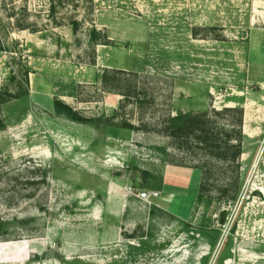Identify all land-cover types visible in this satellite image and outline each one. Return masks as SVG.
<instances>
[{
	"label": "rangeland",
	"instance_id": "374dc122",
	"mask_svg": "<svg viewBox=\"0 0 264 264\" xmlns=\"http://www.w3.org/2000/svg\"><path fill=\"white\" fill-rule=\"evenodd\" d=\"M225 106L235 163L162 130ZM0 115V264H264V0H0Z\"/></svg>",
	"mask_w": 264,
	"mask_h": 264
},
{
	"label": "trees",
	"instance_id": "16d2710c",
	"mask_svg": "<svg viewBox=\"0 0 264 264\" xmlns=\"http://www.w3.org/2000/svg\"><path fill=\"white\" fill-rule=\"evenodd\" d=\"M73 29H78V22H72ZM90 38L93 42L102 43L96 37V28H93ZM106 43V42H103ZM110 69H105L102 81L108 84ZM113 88V87H110ZM125 94V93H124ZM3 102V101H2ZM57 113L79 122H94L92 118L83 117L76 109L60 99L55 100ZM227 114L236 115L227 123H220L219 119ZM244 109L242 106H225L220 109L212 108L201 112H178L169 115L162 124V130L172 138V143L179 149L189 150L196 148L205 154L223 163H235L242 153ZM6 123L0 115V129H5ZM203 169V168H202ZM45 175L47 170L44 171ZM205 188L202 180L200 189ZM237 193L234 195V198ZM0 222V231L3 230ZM3 233V232H2ZM0 232V234H2Z\"/></svg>",
	"mask_w": 264,
	"mask_h": 264
},
{
	"label": "built area",
	"instance_id": "2783aa9c",
	"mask_svg": "<svg viewBox=\"0 0 264 264\" xmlns=\"http://www.w3.org/2000/svg\"><path fill=\"white\" fill-rule=\"evenodd\" d=\"M159 191H142L139 193V198L141 200H150L152 197H157L159 195Z\"/></svg>",
	"mask_w": 264,
	"mask_h": 264
},
{
	"label": "crops",
	"instance_id": "0c3cea01",
	"mask_svg": "<svg viewBox=\"0 0 264 264\" xmlns=\"http://www.w3.org/2000/svg\"><path fill=\"white\" fill-rule=\"evenodd\" d=\"M258 1V0H257ZM195 169H197V168H195Z\"/></svg>",
	"mask_w": 264,
	"mask_h": 264
}]
</instances>
